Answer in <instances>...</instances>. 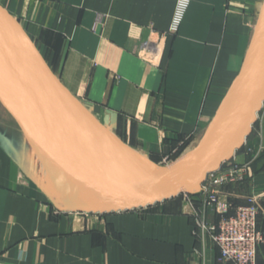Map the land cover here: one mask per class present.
<instances>
[{
  "label": "crops",
  "instance_id": "obj_1",
  "mask_svg": "<svg viewBox=\"0 0 264 264\" xmlns=\"http://www.w3.org/2000/svg\"><path fill=\"white\" fill-rule=\"evenodd\" d=\"M0 4L122 154L159 165L194 148L231 104L264 0ZM0 110L10 118L0 119V264H234L196 227V214L208 224L220 218L199 193L139 210H67L14 119ZM231 162L250 163L252 173L223 185L221 201L231 214L258 196L264 231V104ZM257 264H264V243Z\"/></svg>",
  "mask_w": 264,
  "mask_h": 264
},
{
  "label": "water",
  "instance_id": "obj_2",
  "mask_svg": "<svg viewBox=\"0 0 264 264\" xmlns=\"http://www.w3.org/2000/svg\"><path fill=\"white\" fill-rule=\"evenodd\" d=\"M237 85L229 107L194 148L166 166L132 177L94 115L0 4V102L71 212L131 211L198 192L211 173L232 161L264 104V4Z\"/></svg>",
  "mask_w": 264,
  "mask_h": 264
},
{
  "label": "built area",
  "instance_id": "obj_3",
  "mask_svg": "<svg viewBox=\"0 0 264 264\" xmlns=\"http://www.w3.org/2000/svg\"><path fill=\"white\" fill-rule=\"evenodd\" d=\"M251 173L250 163L230 161L211 173L201 190L185 193L188 198L197 193L202 194L207 205L217 208L220 216L217 223L208 224L200 214H196V227L210 235L218 247L221 260L234 264H257L258 249L264 243V231L259 226L262 206L258 196H252L247 204L237 206L230 214L228 206L221 201L219 189L226 184L242 182Z\"/></svg>",
  "mask_w": 264,
  "mask_h": 264
},
{
  "label": "bare ground",
  "instance_id": "obj_4",
  "mask_svg": "<svg viewBox=\"0 0 264 264\" xmlns=\"http://www.w3.org/2000/svg\"><path fill=\"white\" fill-rule=\"evenodd\" d=\"M122 156H123L122 159L124 160V162L128 166L127 170H128V172H130L132 177H135V176H137L139 174L146 173V172H148L150 170L152 171V169L154 167V166L148 164L147 161L144 158H142L141 156H127V155H125V153H123V154L121 153V157ZM151 171L149 173H151ZM47 176H48L49 180L51 181L52 185L55 187V185L52 182V180L50 179L48 173H47ZM57 193H58V191H57ZM58 197L62 201L61 196H60L59 193H58ZM62 204H63V201H62Z\"/></svg>",
  "mask_w": 264,
  "mask_h": 264
},
{
  "label": "rangeland",
  "instance_id": "obj_5",
  "mask_svg": "<svg viewBox=\"0 0 264 264\" xmlns=\"http://www.w3.org/2000/svg\"><path fill=\"white\" fill-rule=\"evenodd\" d=\"M0 107H3V105L1 104V102H0ZM4 108V107H3ZM5 109V108H4ZM7 111V110H6ZM8 112V111H7ZM10 115V114H9ZM11 116V115H10ZM7 119V121H9L10 122V118H9V116L5 113V112H3V110H0V119ZM17 125V124H16ZM96 125L98 126V128L100 129V126L96 123ZM101 130V129H100ZM102 131V130H101ZM108 141L110 142V144L112 145V147L120 154V156H121V153H122V150H121V148L116 144V142L114 141V140H112L111 138H109L108 139ZM29 145V144H28ZM29 147H30V145H29ZM31 148V147H30ZM31 151L33 152V150H32V148H31ZM122 158H123V156H122ZM170 162H172V161H169L168 163H159V165H156V164H150V163H148V164H150V165H152V166H154L153 167V169H152V171L153 170H155L158 166H166V165H168ZM40 163V162H39ZM151 171V170H150ZM150 171H148V172H146V173H143V174H140V175H146V174H148Z\"/></svg>",
  "mask_w": 264,
  "mask_h": 264
}]
</instances>
